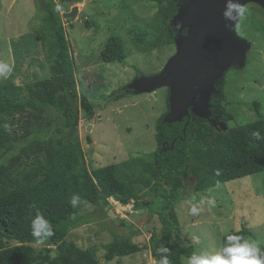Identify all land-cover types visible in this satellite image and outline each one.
<instances>
[{
	"label": "rangeland",
	"instance_id": "374dc122",
	"mask_svg": "<svg viewBox=\"0 0 264 264\" xmlns=\"http://www.w3.org/2000/svg\"><path fill=\"white\" fill-rule=\"evenodd\" d=\"M192 2L194 0H178L182 6ZM55 3L62 6V13L75 5L83 14L65 18L59 13L69 41L77 92L93 104L91 117L79 111L75 133L87 168L92 170L128 160L146 166L145 155L157 148L155 121L166 111L169 89L163 86L153 94L136 93L128 85L140 77L158 75L177 47L174 41L156 49L138 50L129 30L136 25L147 40L164 39L170 20L160 23L162 19L154 0H81L72 4L55 0ZM243 6L247 12L243 19L237 20L235 31L247 47L242 62L230 61L221 76L229 102L226 111L233 119L225 122L211 119L210 124L216 130L257 119L253 102L259 104V114L264 116V6L257 2ZM42 15L37 0H0V63L13 66L11 74L0 77V82L24 85L49 77V64L36 34L42 26ZM186 30L181 27L176 34L182 35ZM110 35L122 38L126 54L122 62H103L100 58V51ZM44 111L53 129L62 117L48 106ZM46 122L44 120L40 126L34 123L30 128L44 127ZM22 123L17 121L8 130L15 129L21 136L24 132ZM88 125L90 130H87ZM35 163L36 155L30 154L29 158L20 161V167L27 169ZM145 169H133L135 174L118 172L119 177L137 191V199L122 202L109 197L104 206L80 204V213L89 214L91 220L71 230L65 240L83 249H94L96 264H154L148 241L152 233L159 231L161 224L157 215H149L147 209L138 204L154 193L153 180L145 178ZM191 181H186L182 199L174 208L182 243L192 244L193 253L219 251L223 234L245 227L249 231L246 238L259 242L264 248V171L198 192L193 191ZM205 197H213L216 206L208 208L205 205L202 213L190 215L189 201L198 202ZM135 229L139 234L132 236L129 242L136 245L138 251L109 260L104 258V245L113 242L114 232L123 230L126 235ZM15 244V241L8 242V245ZM29 244L35 250L41 248L36 243ZM49 248L54 255V247ZM187 258H181L182 264H187Z\"/></svg>",
	"mask_w": 264,
	"mask_h": 264
},
{
	"label": "trees",
	"instance_id": "16d2710c",
	"mask_svg": "<svg viewBox=\"0 0 264 264\" xmlns=\"http://www.w3.org/2000/svg\"><path fill=\"white\" fill-rule=\"evenodd\" d=\"M58 1L72 4L81 0ZM154 1L163 20L160 23L168 22L177 12L178 0ZM37 2L43 15L42 26L36 34L50 75L24 85L0 82V264H96L94 249H83L65 240L71 230L91 220L89 214L80 213V205L73 209L69 200L74 193L82 197V204L93 206H104L109 197L122 202L137 199V191L121 179L118 172L135 174L133 169L144 168L145 178L153 180L154 193L138 204L145 207L149 215H157L161 224L159 231L149 237L151 256L158 261L157 248L167 246L171 250V264H182L181 258L190 257L193 246L181 242L174 208L182 199L186 181L191 179L193 191L198 192L264 171V139L256 140L252 136L253 131H259L264 137V116L259 114V104L253 102L257 119L216 130L210 124L211 119L217 122L233 119L226 111L229 102L222 78L214 85L209 119L189 111L180 121L166 122L164 118L169 106L166 97V111L155 121L157 148L145 155L146 166L128 160L89 170L75 133L79 111L91 117L93 104L77 92L69 41L59 13L54 11L55 0ZM166 31V38L149 41L134 25L129 35L138 50L148 51L174 42L175 31L169 23ZM125 57L122 38L108 36L100 51L101 60L122 62ZM47 106L62 117L53 129L44 111ZM44 120L47 121L44 127L30 128L34 123L40 126ZM17 121L23 122L21 136L15 129L8 130ZM164 147L168 149L163 151ZM30 154L36 155V163L27 169L21 168L20 161L29 158ZM37 211L51 221L54 230V235L39 250L29 244L35 243L30 219ZM122 231L114 232L113 242L104 245L105 259L138 251L129 239L139 231L131 230L126 235ZM228 234L246 238L249 231L241 227L239 231L223 234L221 248ZM9 241L16 244L8 245ZM51 246L55 249L54 255Z\"/></svg>",
	"mask_w": 264,
	"mask_h": 264
},
{
	"label": "water",
	"instance_id": "95a60500",
	"mask_svg": "<svg viewBox=\"0 0 264 264\" xmlns=\"http://www.w3.org/2000/svg\"><path fill=\"white\" fill-rule=\"evenodd\" d=\"M248 2L264 6V0H240L242 5ZM224 7L225 0H194L187 6L178 5L170 19V26L175 31V54L158 75L140 77L128 85L136 93L150 94L160 87H168L169 106L164 118L168 123L180 121L189 111L208 119L214 84L222 78V71L230 61L242 62L247 44L236 34L238 19L227 21L222 15ZM76 15L83 16L75 5L62 13L65 18ZM181 27H186V32L176 34Z\"/></svg>",
	"mask_w": 264,
	"mask_h": 264
},
{
	"label": "clouds",
	"instance_id": "9594fccd",
	"mask_svg": "<svg viewBox=\"0 0 264 264\" xmlns=\"http://www.w3.org/2000/svg\"><path fill=\"white\" fill-rule=\"evenodd\" d=\"M54 11L62 13L63 9L59 3L55 4ZM247 9L240 3V0H225V7L222 15L227 21H236L243 19ZM13 71V66L7 63H0V77L7 76ZM252 136L256 140L264 139L259 131H253ZM217 174H219L217 172ZM84 203L79 194H73L69 200V204L73 209ZM189 212L190 215L196 216L208 208L216 206L213 197L201 198L198 202H191ZM31 235L35 238L37 245H43L54 235L53 225L45 215L39 211L30 219ZM239 231V229H237ZM160 256L154 264H171L169 255L171 250L167 246L157 248ZM187 264H264V248H261L259 242L245 238L238 234H228L225 237L224 244L219 251L209 252L203 250L200 253H193L187 258Z\"/></svg>",
	"mask_w": 264,
	"mask_h": 264
}]
</instances>
